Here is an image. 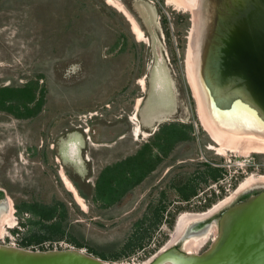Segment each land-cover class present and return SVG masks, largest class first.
I'll use <instances>...</instances> for the list:
<instances>
[{
	"label": "rangeland",
	"instance_id": "374dc122",
	"mask_svg": "<svg viewBox=\"0 0 264 264\" xmlns=\"http://www.w3.org/2000/svg\"><path fill=\"white\" fill-rule=\"evenodd\" d=\"M120 1L148 39L138 40L130 20L106 0H0V87L33 82L37 92L27 114L0 109V204H6L0 218H15L0 243L48 249L58 240L80 242L108 261L143 264L171 241L181 213L208 211L247 177L264 175V151L210 148L215 142L201 123L189 74L194 11L171 0ZM138 106V120L131 119ZM235 122L243 121L227 117V124ZM137 123L148 134H134ZM237 128L257 138L249 126ZM159 133L165 137L156 145ZM146 144H154L155 163L141 182L114 199H96L104 169ZM62 170L89 195L82 196L87 209ZM33 204L57 207V216L47 221ZM221 209L205 226L191 223L175 244L187 250V237L217 226ZM54 221L60 228L48 230ZM51 235L60 238L45 239Z\"/></svg>",
	"mask_w": 264,
	"mask_h": 264
},
{
	"label": "bare ground",
	"instance_id": "6f19581e",
	"mask_svg": "<svg viewBox=\"0 0 264 264\" xmlns=\"http://www.w3.org/2000/svg\"><path fill=\"white\" fill-rule=\"evenodd\" d=\"M106 1L126 15L138 40L148 39L123 2L120 0ZM171 1L179 6H188L194 11V26L189 43V74L199 105L201 123L215 142L211 143L210 148L218 149L221 154L227 150L238 151L241 154L264 151L262 135L254 134L257 138L249 139L242 136L237 128L240 125L258 126L257 121L250 115L252 110L264 114V96H262V94L264 95V42L262 39L264 36L258 28H252L248 32L247 27L250 21L248 19L250 18L245 19L247 17L246 10L244 13L240 12L241 9L247 8L249 0L246 2H244L245 0ZM239 1L243 4H239L235 11ZM259 3L257 7L260 5ZM241 16L245 18L241 19ZM145 82V78L141 77L140 83L146 84ZM140 102L141 98L138 103ZM138 116L139 106L132 114L131 119L138 120ZM227 117L243 122H235L237 126L230 123L232 126H228L230 124H227ZM229 127L231 131L227 129ZM247 130L252 129L248 128ZM142 133L148 134L141 124L137 123L134 134L140 136ZM70 150L74 153L76 146L72 144ZM60 174L66 187L73 193L82 208L87 209V203L83 200L73 181L64 170ZM263 179L264 175L253 174L247 177L232 195L227 196L208 211L181 213L171 241L164 248L175 244L181 238L183 239L184 232L191 223L203 221L219 211L245 185L263 181ZM2 212L3 210H0V213ZM14 224L15 218L11 213L3 214L0 218V235L7 233V227H13ZM206 231L190 234L187 237L188 252H197L202 248L212 232L215 231L217 235L218 224ZM152 258L143 264L148 263ZM114 263L122 264L121 262Z\"/></svg>",
	"mask_w": 264,
	"mask_h": 264
},
{
	"label": "water",
	"instance_id": "95a60500",
	"mask_svg": "<svg viewBox=\"0 0 264 264\" xmlns=\"http://www.w3.org/2000/svg\"><path fill=\"white\" fill-rule=\"evenodd\" d=\"M258 3L260 5L257 7ZM239 4L242 5L243 2L236 4L235 11ZM244 10L247 17L241 16V19L250 18L248 32L252 28L264 32V0H249L247 8L240 12L244 13ZM157 50L161 56L159 45ZM250 115L258 126H251L252 130H247L248 134H260L264 137L263 112L252 110ZM243 196L245 197L241 199ZM221 211L217 219L218 233L207 249L188 252L171 244L160 249L146 264H264V181L245 185ZM0 264L115 263L75 246L37 249L0 243Z\"/></svg>",
	"mask_w": 264,
	"mask_h": 264
},
{
	"label": "trees",
	"instance_id": "16d2710c",
	"mask_svg": "<svg viewBox=\"0 0 264 264\" xmlns=\"http://www.w3.org/2000/svg\"><path fill=\"white\" fill-rule=\"evenodd\" d=\"M38 85V84H37ZM36 88L33 82H30L24 86H15V85H4L0 87V109H4L10 112H15V108L23 111L24 114H27V111H30L33 107L30 106V103L36 98ZM40 107V103H37V108ZM27 116V115H24ZM165 136L162 134H158L156 139L157 141ZM154 145V144H153ZM153 145L146 144L143 149H141L135 156L126 159L123 162L116 163L115 165H110L104 169L101 173L100 180L97 183L98 192L100 195H96V199H103L112 197L115 198V192L120 191L121 188L126 190L133 185H137L141 182L144 176L151 170V167L154 166L155 156L151 151ZM151 147V148H150ZM152 152V153H151ZM147 167L149 169H147ZM219 169H214V177L217 178L219 173L217 172ZM77 187L79 193L84 198L89 197L87 193H85L77 182H73ZM104 185V186H103ZM120 185V187H119ZM194 193L187 195L186 197H191ZM36 211L41 215V218L46 219L47 221L53 220L56 216L57 207H49L44 205L33 204ZM57 220V219H56ZM61 226L60 221H54L50 225H46V228L50 230V228L58 229ZM55 235H51L47 238H53ZM60 236H63L61 234ZM59 237V236H55ZM54 237V238H55ZM60 238V237H59ZM40 240V239H39ZM44 240V239H42ZM61 241V240H58ZM32 242V239H29L26 246H29ZM38 242H41L38 241ZM76 245L79 248L84 247V244L77 242ZM100 257V256H99ZM103 259H108L104 255L101 256ZM115 259H118L117 257Z\"/></svg>",
	"mask_w": 264,
	"mask_h": 264
},
{
	"label": "built area",
	"instance_id": "2783aa9c",
	"mask_svg": "<svg viewBox=\"0 0 264 264\" xmlns=\"http://www.w3.org/2000/svg\"><path fill=\"white\" fill-rule=\"evenodd\" d=\"M85 131L88 133L89 129L88 128H85ZM221 191H218V193H220ZM16 238V237H14ZM11 245H17V246H21L19 243H16V242H11L9 243ZM65 247H74L70 244H68L67 242H64V241H54V242H50V245H48V249L49 248H65ZM122 264H141L140 262H136V259L132 258V259H127V262L123 263Z\"/></svg>",
	"mask_w": 264,
	"mask_h": 264
},
{
	"label": "flooded vegetation",
	"instance_id": "af4514ba",
	"mask_svg": "<svg viewBox=\"0 0 264 264\" xmlns=\"http://www.w3.org/2000/svg\"><path fill=\"white\" fill-rule=\"evenodd\" d=\"M44 142H45V141L42 140V145H41V148H43L42 151H45V149H44L45 147H43V146H44V145H43ZM48 142H50V140H48ZM51 151L54 153V145H53ZM33 153H35L34 150H33ZM2 195H3V190L0 189V199L2 198ZM244 197H245V196H243L241 199H243ZM241 199H239V200H241ZM1 201H2V200H0V203H1ZM5 205H6V204H4V203L0 204V210L5 209V207H6ZM223 211H224V210H223ZM223 211H221V213H222ZM221 213L219 214V216L221 215ZM219 216H218V218H219ZM209 218H212V217H209ZM218 218H216V220H217ZM210 220H211V219H206L205 221H202V222H201L202 224L200 223V226H202V225L205 226V223H206V224L211 223Z\"/></svg>",
	"mask_w": 264,
	"mask_h": 264
}]
</instances>
